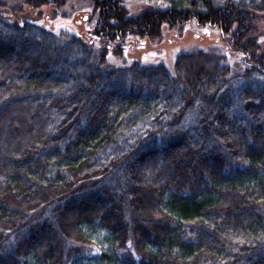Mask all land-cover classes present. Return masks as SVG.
<instances>
[{"label": "trees", "instance_id": "16d2710c", "mask_svg": "<svg viewBox=\"0 0 264 264\" xmlns=\"http://www.w3.org/2000/svg\"><path fill=\"white\" fill-rule=\"evenodd\" d=\"M78 1L98 59L0 0V264H264V0ZM193 22L242 73L215 45L179 52L175 76L103 69L111 47Z\"/></svg>", "mask_w": 264, "mask_h": 264}, {"label": "rangeland", "instance_id": "374dc122", "mask_svg": "<svg viewBox=\"0 0 264 264\" xmlns=\"http://www.w3.org/2000/svg\"><path fill=\"white\" fill-rule=\"evenodd\" d=\"M25 0H4L7 4L5 14L8 17L19 13L11 7L22 5L24 15L19 13L25 19H29L40 26L52 31H68L72 34L83 36L86 40L91 41L93 57L98 59L102 44L97 39H92L88 30L90 24V13L92 6L88 1L69 0L66 7L54 14L55 8L52 5L43 6L40 9L32 10L26 5ZM131 15H136L139 11L147 8L139 2L129 1L125 3ZM41 12V15H37ZM65 14V15H63ZM84 21H82V19ZM79 18L81 21H79ZM87 21V22H86ZM261 37L260 42L262 51H264V21L260 22ZM218 46L226 54L227 61L231 66L232 74L237 75L243 72L245 65L243 56L233 51L222 38L221 32L217 27L200 26L195 22L188 24L182 32L171 29L168 25L163 27V36L156 40L129 39L122 55H116L113 52L115 46L111 47L107 54L104 70H112L126 67L133 62L142 64L164 63L172 76H175L174 62L177 54L182 51H188L197 48H207L208 46Z\"/></svg>", "mask_w": 264, "mask_h": 264}]
</instances>
